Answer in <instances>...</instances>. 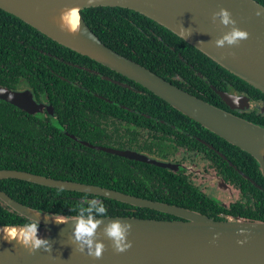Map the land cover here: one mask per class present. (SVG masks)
Returning <instances> with one entry per match:
<instances>
[{"label":"trees","instance_id":"16d2710c","mask_svg":"<svg viewBox=\"0 0 264 264\" xmlns=\"http://www.w3.org/2000/svg\"><path fill=\"white\" fill-rule=\"evenodd\" d=\"M255 1L264 6V0ZM81 16L104 46L213 106L225 110L217 103L219 96L210 87L222 90L219 80L209 73L210 70L216 69L219 76L225 77L237 91L251 87L167 29L134 11L99 7L83 10ZM104 78H111L122 86ZM0 88L12 91L30 90L36 102H46L52 106L59 120L80 118V99L85 93L84 89L93 92L104 88L112 94L114 91L122 92L138 104V111L145 112L150 119L160 118L165 123L174 121L180 128L184 127L182 122H191L193 126L189 127L195 130L198 137L205 139L202 133H208L221 143L241 152L246 156L244 161L247 163L245 170H241L257 186L249 187L244 183L238 200L224 210L219 201L207 195L197 183L184 178L178 170L173 172L83 146V141L89 145L99 144L95 142L96 137H86L79 129L83 122H43L53 118L43 113L29 115L2 100L0 170H17L56 180L102 187L137 198L176 205L215 221L241 218L249 222L264 223V179L259 172V165L249 154L226 143L140 85L52 42L2 10ZM104 90L101 93H105ZM140 91L145 94H140ZM88 97L96 101L91 93ZM86 102L89 104L90 100ZM120 103L128 104V101L121 100ZM237 116L258 124L252 117ZM148 123L142 125L148 127ZM136 134L135 131L132 133V150L143 153L146 150L141 147ZM147 142L149 151L160 152L161 158H167L166 154L176 149L167 141L159 142L151 137ZM0 190L16 202L53 217L74 218L81 211L86 215L90 211L92 217L177 219L99 196L47 188L20 180H1ZM99 204L105 206L104 215L96 214L93 205ZM220 212L231 217H220ZM25 223L30 221L0 201V226Z\"/></svg>","mask_w":264,"mask_h":264},{"label":"water","instance_id":"95a60500","mask_svg":"<svg viewBox=\"0 0 264 264\" xmlns=\"http://www.w3.org/2000/svg\"><path fill=\"white\" fill-rule=\"evenodd\" d=\"M122 8L134 11L167 29L218 66L264 94V6L255 0H0V10L14 16L52 42L108 68L140 85L173 109L230 145L249 154L264 177V128L213 106L166 81L150 70L104 46L90 30L81 11L90 8ZM77 11L76 28L60 27L61 11ZM227 10L233 23L223 24L220 13ZM248 33L237 45H216L232 28ZM180 34V35H179ZM122 86L121 83L104 78ZM219 98L234 110L244 104L243 97L233 104L230 95L213 88ZM236 97V96H234ZM0 100L29 114L52 115V107L34 100L30 90L0 88ZM70 138L75 139L73 136ZM85 146L95 148L88 144ZM98 151L173 172L178 166L157 161L135 151L96 147ZM20 180L47 188L99 196L137 208L150 209L176 220L136 217H92L98 221L94 243H102L99 257L73 235L74 218L46 215L26 207L0 190V201L30 222L38 221V236L46 243L32 250L15 239L0 238V264H264V223L241 218L215 221L176 205L137 198L110 189L56 180L17 170H0L1 180ZM127 229L125 243L118 252L105 229L112 221ZM10 226H0V230ZM244 229L245 231H239ZM246 239V240H245ZM238 240H245L237 244Z\"/></svg>","mask_w":264,"mask_h":264},{"label":"flooded vegetation","instance_id":"af4514ba","mask_svg":"<svg viewBox=\"0 0 264 264\" xmlns=\"http://www.w3.org/2000/svg\"><path fill=\"white\" fill-rule=\"evenodd\" d=\"M98 71L101 70L99 69ZM209 73L219 80V84L222 87V90H218L214 86H210L212 90L215 88L218 91L245 98L243 101L244 104L238 105L240 109H230L220 98L217 103L233 114L254 118L256 123H258L257 126L264 128V94L253 87H245L237 91L225 77L219 76V72L216 69L210 70ZM21 90L25 89L15 91ZM84 90L85 93L80 99L82 102L80 118L59 120L56 118V113L52 108V115H49L46 111L43 114L53 119H45L43 122H83L79 129L86 137H96L95 142L99 143L98 145L90 146L120 151H133L132 133L135 131L141 147L146 150L141 154L157 161L177 165L178 171L182 173L184 178L186 177L188 181L197 183L207 195L219 201L224 210L228 209L232 203L238 200L244 183H247L249 187L257 186V183L241 170V168L243 169L247 165L244 161L246 156L234 148H230L226 144L221 143V141L216 140L208 133H202L205 139L198 137L195 134V130L189 127L193 126L191 122H182L184 123V127L180 128L174 121L173 123H165L160 118L150 119L145 112L138 111L137 103L119 91H114V94H112L111 92H106L104 88L101 90H93V92ZM103 90L105 93H101ZM89 93L96 98V101L88 97ZM140 94L145 93L140 91ZM216 96L218 95L216 94ZM86 100H90V103L87 104ZM121 100L128 101V104L120 103ZM39 103L51 106L46 102ZM146 122H149L148 127L142 125ZM150 137L159 142L167 141L176 149L170 150L166 154L167 158H161L162 154L160 152L149 151L147 141ZM84 143L88 144L83 141V146H85ZM95 148L90 149L102 152ZM248 162L250 163L249 160ZM259 170L263 177L260 167ZM255 177L259 180L257 173H255ZM225 200L232 201L227 204ZM218 215L225 219L231 217L221 212Z\"/></svg>","mask_w":264,"mask_h":264},{"label":"clouds","instance_id":"9594fccd","mask_svg":"<svg viewBox=\"0 0 264 264\" xmlns=\"http://www.w3.org/2000/svg\"><path fill=\"white\" fill-rule=\"evenodd\" d=\"M69 15L71 16V28L73 30L76 28L77 11L73 9L70 13L61 11L59 15V21L62 30L69 31ZM220 18L221 22L225 25L233 23L231 14L227 10L221 11ZM180 37L184 39V36L180 35ZM247 37L248 33L246 31L234 27L230 31L226 32L221 38L217 39L216 45L220 47H222L225 43L229 45H237L241 40L247 39ZM230 97L233 104L239 103V97ZM93 207H95L96 214L98 215H104L106 212L105 206L103 204L93 205ZM97 226L98 221H94L92 219L90 211L87 215L84 211H81L77 219L73 221V235L77 241H83L89 246V251L91 254L99 257L102 254L104 246L99 242L94 243V241L91 239L94 236ZM38 227V221L10 226L0 230V238L6 240L15 239L18 244H22L29 249L35 250L46 243L43 238L38 236ZM129 227L130 226L122 227L121 223L117 220L110 222L105 229L106 235L114 241L118 252H122L130 247V241L125 243L127 229ZM239 231L245 230L240 229ZM245 240H238L237 244H243L245 243Z\"/></svg>","mask_w":264,"mask_h":264},{"label":"rangeland","instance_id":"374dc122","mask_svg":"<svg viewBox=\"0 0 264 264\" xmlns=\"http://www.w3.org/2000/svg\"><path fill=\"white\" fill-rule=\"evenodd\" d=\"M208 194H210L209 192H208ZM226 202H227V204H229L232 200H225Z\"/></svg>","mask_w":264,"mask_h":264}]
</instances>
